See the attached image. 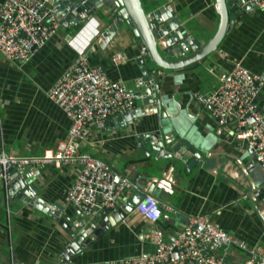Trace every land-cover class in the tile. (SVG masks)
Wrapping results in <instances>:
<instances>
[{
    "label": "crops",
    "instance_id": "1",
    "mask_svg": "<svg viewBox=\"0 0 264 264\" xmlns=\"http://www.w3.org/2000/svg\"><path fill=\"white\" fill-rule=\"evenodd\" d=\"M141 1L145 4L148 0ZM149 1L168 6L176 18L190 22L205 36H210L219 22L211 0ZM104 29L105 21L101 18H87L75 25L61 26L26 62L9 60L0 54V152L40 155L45 149H54L66 137L70 121L47 97V90L79 54L86 53L90 63L104 68L111 80L136 90L141 77L136 62L141 44L128 32L103 41ZM117 53L123 60L114 64L111 59ZM235 61L262 79L255 103L264 112V9L245 10L238 15L216 51L194 70L170 72L162 79L159 97L166 115L161 120L151 111L139 118L122 114L113 125L90 128L82 149L126 177L143 171L142 163L147 160L139 149L137 136L158 132L159 122L163 127L160 132L178 133L205 158L187 173L182 169L171 171L166 166L160 172L162 176L155 178L151 195L173 207L169 219L152 224L133 207L63 264H104L148 255L153 246L144 235L150 227L158 226L168 235L181 229L188 217L199 214H206L218 227L248 245L264 247V192L262 197L250 200L242 186L249 157L262 182L264 167L244 143L233 138L235 122L220 125L195 96L215 91L220 86L219 75L229 71ZM32 173V186L45 202L59 209L60 218L68 215L74 219L81 214L68 196L75 169L43 166L33 168ZM68 240L64 228L50 216L17 199L10 198L7 204L0 183V264H55ZM244 256L245 252L233 245L225 260L236 264Z\"/></svg>",
    "mask_w": 264,
    "mask_h": 264
},
{
    "label": "built area",
    "instance_id": "2",
    "mask_svg": "<svg viewBox=\"0 0 264 264\" xmlns=\"http://www.w3.org/2000/svg\"><path fill=\"white\" fill-rule=\"evenodd\" d=\"M86 1L81 0L70 12L74 13ZM70 2L3 0L0 4V54L9 60L28 61L62 26L68 14L63 6ZM245 3L248 11L264 9V0H246ZM57 10L61 16L57 15ZM145 54L146 49L141 46L138 58ZM111 60L118 64L123 56L117 53ZM219 80L220 86L215 91L196 94V100L209 108L220 125L234 121L233 138L244 143L264 167V112L255 103L262 79L235 61L229 71L219 75ZM47 97L69 119L67 135L54 149H45L40 155L0 152V183L7 204L11 198L8 185L13 170L53 166L76 170L68 196L71 204L85 216L96 217L120 207L132 191L131 182L105 161L82 149V145L87 142L91 127L129 111L135 102V92L111 80L104 68L91 64L87 54L82 53L47 90ZM134 209L152 224L169 219L174 211L171 205L151 194L139 197ZM144 238L153 246L150 254L109 260L104 264H235L225 260L233 245L245 252L236 264H264L262 245H248L218 227L206 214L188 217L181 229L168 235L154 225Z\"/></svg>",
    "mask_w": 264,
    "mask_h": 264
},
{
    "label": "water",
    "instance_id": "3",
    "mask_svg": "<svg viewBox=\"0 0 264 264\" xmlns=\"http://www.w3.org/2000/svg\"><path fill=\"white\" fill-rule=\"evenodd\" d=\"M80 1L71 0L70 4L63 6L64 12L68 14L62 26L67 27L87 18L98 17L105 21V29L101 34L103 41H108L117 33L132 34L145 47L146 54L136 60L141 69V77L134 91L135 102L124 114L125 117L132 115L139 118L151 111L158 115L159 120L166 115L162 111L163 102L159 97L162 79L170 72L194 70L200 63L205 62L216 51L233 21L248 10L246 0H211L219 22L211 35L205 36L202 30L195 28L190 22L176 18L166 5L152 3L146 6L141 0H87L71 13L70 10ZM57 15L61 16L58 10ZM121 117L104 121L99 126L113 125ZM247 119L251 121L249 116ZM162 129L159 122L158 132L149 131L137 136L139 149L147 158L142 163L143 171L127 177L132 184V191L120 207L96 217L79 213L74 219H70L68 215L60 218L59 209L45 202L32 186L34 177L30 166L12 171V180L8 185L11 201L17 199L24 205L50 216L64 228L69 237L66 247L60 252V259L55 264L66 263L74 255L81 253L108 226L119 222L130 212L139 197L151 194L157 181L155 178L161 175L164 167H169L171 171L182 169L187 173L204 161L205 156H201L185 138L178 133L166 135L160 132ZM150 151H153L152 155ZM252 161L249 157L244 165L246 181L242 184L250 200L262 197L264 192V181L259 180V172Z\"/></svg>",
    "mask_w": 264,
    "mask_h": 264
},
{
    "label": "rangeland",
    "instance_id": "4",
    "mask_svg": "<svg viewBox=\"0 0 264 264\" xmlns=\"http://www.w3.org/2000/svg\"><path fill=\"white\" fill-rule=\"evenodd\" d=\"M152 3L148 0L147 3H145L146 6L151 5Z\"/></svg>",
    "mask_w": 264,
    "mask_h": 264
}]
</instances>
